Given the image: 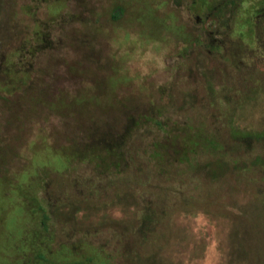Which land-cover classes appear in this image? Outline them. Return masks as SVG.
<instances>
[{
    "label": "rangeland",
    "instance_id": "rangeland-1",
    "mask_svg": "<svg viewBox=\"0 0 264 264\" xmlns=\"http://www.w3.org/2000/svg\"><path fill=\"white\" fill-rule=\"evenodd\" d=\"M213 1L0 0V264H264V75Z\"/></svg>",
    "mask_w": 264,
    "mask_h": 264
},
{
    "label": "flooded vegetation",
    "instance_id": "flooded-vegetation-1",
    "mask_svg": "<svg viewBox=\"0 0 264 264\" xmlns=\"http://www.w3.org/2000/svg\"><path fill=\"white\" fill-rule=\"evenodd\" d=\"M209 13L211 57L231 75H264V0H214Z\"/></svg>",
    "mask_w": 264,
    "mask_h": 264
},
{
    "label": "trees",
    "instance_id": "trees-1",
    "mask_svg": "<svg viewBox=\"0 0 264 264\" xmlns=\"http://www.w3.org/2000/svg\"><path fill=\"white\" fill-rule=\"evenodd\" d=\"M119 12H122V8H119ZM118 16H119V14H118V12H117V10H116V12H115V14H114V17H115V18H118Z\"/></svg>",
    "mask_w": 264,
    "mask_h": 264
}]
</instances>
